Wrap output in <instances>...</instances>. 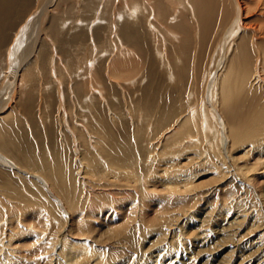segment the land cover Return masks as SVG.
<instances>
[{
    "label": "bare ground",
    "instance_id": "bare-ground-1",
    "mask_svg": "<svg viewBox=\"0 0 264 264\" xmlns=\"http://www.w3.org/2000/svg\"><path fill=\"white\" fill-rule=\"evenodd\" d=\"M2 102L0 264H264V0H0Z\"/></svg>",
    "mask_w": 264,
    "mask_h": 264
},
{
    "label": "rangeland",
    "instance_id": "rangeland-1",
    "mask_svg": "<svg viewBox=\"0 0 264 264\" xmlns=\"http://www.w3.org/2000/svg\"><path fill=\"white\" fill-rule=\"evenodd\" d=\"M26 47V45L24 44L21 48L23 49V48H25ZM70 53L72 54L71 55V61H70V63H68V67L69 66H73V65H77V67H78V69H79V71L80 72H82L81 70H82V67L79 65L80 64V62L81 61H83L84 59L86 60L87 59V50H85V49H83L82 48V46L81 45H76V46H72L71 47V51H70ZM104 55H106L107 56V54H105V52L104 53H102V56H104ZM15 64V63H14ZM204 64H205V60L203 61V70H204ZM10 76H12V72H11V74H10ZM131 78L132 79H134V80H136V79H138V81L136 82V85L134 86V87H138L139 86V88H144L146 85H147V79L146 78H144V80H143V75L142 74H139V75H137V77H135L134 75L133 76H131ZM19 80V79H18ZM145 84V85H144ZM144 85V86H143ZM131 89H133L132 87H130ZM131 92H132V90H127V94L131 97ZM132 98V97H131ZM133 100V99H132ZM123 103H125L124 102V100H123ZM160 103V102H159ZM4 104V102H2L1 103V105H0V108L2 107V105ZM74 111V110H73ZM26 125L28 124V123H25ZM76 127H79V125H77ZM25 130H26V137L31 141V142H33L34 141V143L35 142H37V139L35 138L36 136H35V131L33 132L32 130H31V128L30 127H28V125L26 126V128H25ZM58 133V132H57ZM34 135V136H33ZM31 136V137H30ZM32 136H33V139H32ZM55 136H56V134H55ZM60 136V135H59ZM68 137V136H67ZM232 191L233 190H228L226 193H228L227 195H229V194H231L232 193ZM216 208H218V205L216 206ZM240 209V208H239ZM261 215L259 214V218L261 219ZM213 221H214V224L212 225V227H210L209 226V228H211V229H214L215 228V226H219L220 224H221V221H222V218L218 215V216H214L213 217ZM264 225H262V227H263ZM259 229H261V228H259ZM153 234H149L147 237H146V239H144L143 240V245H145L146 244V242L148 241V240H151V239H153ZM163 238H161V240L159 241L160 242V244L163 242ZM162 241V242H161ZM165 241V240H164ZM218 243V242H217ZM178 245V244H177ZM177 245H175V246H173L174 247V249H177L178 247L180 248V246H178L177 247ZM148 247H149V245H148ZM148 247H147V249H148ZM216 250V249H215ZM226 250H228V249H226ZM148 251H150V249L148 250ZM213 252V251H212ZM149 253V252H148ZM212 256H214V255H212ZM169 258H171V256L169 257ZM161 259V261H163V262H165L164 261V259L162 260V258H160ZM143 261H145V262H147L145 259L143 260ZM142 261V262H143ZM161 261H159V262H161ZM141 262V263H142ZM160 264V263H159ZM161 264H162V262H161Z\"/></svg>",
    "mask_w": 264,
    "mask_h": 264
}]
</instances>
